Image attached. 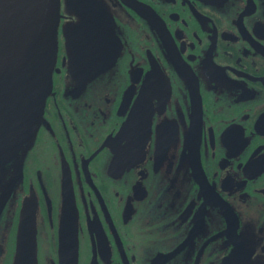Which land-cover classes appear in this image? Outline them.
I'll return each mask as SVG.
<instances>
[{
    "label": "flooded vegetation",
    "instance_id": "flooded-vegetation-1",
    "mask_svg": "<svg viewBox=\"0 0 264 264\" xmlns=\"http://www.w3.org/2000/svg\"><path fill=\"white\" fill-rule=\"evenodd\" d=\"M82 5L112 35L95 75L71 43ZM60 14L39 129L0 148V264H264V0Z\"/></svg>",
    "mask_w": 264,
    "mask_h": 264
},
{
    "label": "water",
    "instance_id": "water-1",
    "mask_svg": "<svg viewBox=\"0 0 264 264\" xmlns=\"http://www.w3.org/2000/svg\"><path fill=\"white\" fill-rule=\"evenodd\" d=\"M61 2L0 0V148L11 155L37 133L53 89ZM81 8L80 22L71 26L77 35L71 43L82 53L81 68L95 75L113 59L112 35L96 7ZM83 36L88 49L80 45ZM103 36L110 38L106 49L94 53ZM28 254L35 261L36 247Z\"/></svg>",
    "mask_w": 264,
    "mask_h": 264
}]
</instances>
